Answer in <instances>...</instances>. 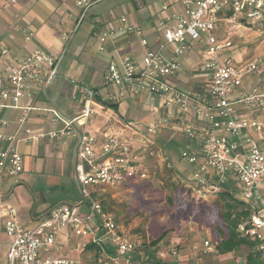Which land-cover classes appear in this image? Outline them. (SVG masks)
Masks as SVG:
<instances>
[{
    "label": "built area",
    "instance_id": "obj_1",
    "mask_svg": "<svg viewBox=\"0 0 264 264\" xmlns=\"http://www.w3.org/2000/svg\"><path fill=\"white\" fill-rule=\"evenodd\" d=\"M160 1L159 26L164 30L165 41L158 47L148 48L149 41L142 35V27L128 25L125 16L120 18L117 30L100 34L102 43L120 34H137L146 46L140 63L130 52L122 54V68L115 60L110 61L106 84L115 89L108 93V102L118 103L126 92L136 95L147 91L162 97L166 106H176L182 118L191 109L190 101L196 100L193 110L206 121L196 126L184 122L182 128L202 147L204 160L199 162V154L189 147L181 152L182 158L196 166L194 190L202 198L222 190L239 194L249 213L240 218L237 230L255 240L257 249L264 252V122L258 115L264 114V86L250 92L242 89L245 75L258 73L264 78V61L254 58L241 62L233 56L222 61L221 55L233 47V41L217 33L223 21L263 24L264 0H181L183 11L170 10L168 0ZM76 4L84 16L93 1L76 0ZM195 41L205 42L204 59L198 69L209 78V87L201 95L177 88L168 80L184 70V57ZM9 51L8 47L1 46L0 60L9 57ZM11 62L5 70H0L3 106L18 105L22 98L38 91L47 92L58 74L59 58L41 47L30 53L15 54ZM78 90L85 101L82 112L69 117L60 109L52 108L54 118L64 126L49 135L67 136L76 126H81L77 134L76 163L80 197L58 202L34 218L30 225L22 223L14 206L0 199V209L6 216L4 229L10 238L7 264H86L81 259L56 256L53 251H62L64 244L74 236L90 238V242L102 246V252L90 264H163L157 259L137 258L142 243L121 228L115 214L91 190L95 187L117 189L126 182L148 178L150 171L144 161L148 148L143 146L140 151L134 148L126 132L131 124L125 122L98 145L87 127L89 117L96 113L92 104L97 92L85 85H79ZM241 107L248 113H242ZM114 119L110 115L109 120ZM25 120L24 115L19 117L21 123ZM169 124L167 115L148 125L146 131L154 134ZM25 131L31 141L43 135L33 134L30 129ZM18 140L14 134L0 132V183L5 177H16L24 171ZM203 243L205 253L216 252V244L211 240ZM168 252L173 257L180 255L177 246H172ZM160 255L164 257L165 253Z\"/></svg>",
    "mask_w": 264,
    "mask_h": 264
},
{
    "label": "crops",
    "instance_id": "obj_2",
    "mask_svg": "<svg viewBox=\"0 0 264 264\" xmlns=\"http://www.w3.org/2000/svg\"><path fill=\"white\" fill-rule=\"evenodd\" d=\"M91 1H93L92 8L95 3L102 0ZM167 2L170 4V10H184L181 0ZM122 4L128 13L110 15L105 20L98 18L99 20L91 26L90 33L95 37V55L84 52L83 47L79 45L75 51L77 58L65 65L64 58L75 39V33L91 8L83 16L82 9L77 6L76 0H0V47H8L10 50L9 57L0 60V70H5L12 63L11 57L15 54L30 53L37 47L50 50L59 58L58 74L47 92L38 91L32 96H26L18 105L3 106L0 99V132L18 137L17 147L24 160V171L20 175L5 177L0 183V199L14 206L17 209L18 218L27 225L32 224V220L44 211L51 209L57 204L55 201L62 196L77 198V195L76 197L74 195V185L79 191L76 163L77 134L81 126H76L73 133L59 138L51 137L49 132L60 130L64 126L62 121L54 118L52 108L60 109L69 117H75L82 112L85 101L83 95L79 93V85L94 88L97 92L92 104L96 113L89 117L87 127L98 145L108 133L121 129L125 122L131 124L126 132L131 137L134 148L137 151H140L143 146L148 148L144 154V161L154 155V148L161 144L160 133L170 130L183 132L185 141L181 152L189 147L199 154V162L204 160L202 147L197 141L190 139L182 128L184 122H190L196 126L206 121L193 110L196 100L190 101L191 109L184 113L182 118L176 106H166L162 97L154 96L147 91L136 95L126 92L124 98L116 103L118 105L115 107L108 102V93L115 89L113 85L106 84L105 77L110 61L115 60L122 68V54L130 52L140 63L146 46L142 45V37L137 34H120L117 37L108 38L104 43L100 40V34L106 30H117L121 25L120 18L125 16L128 25L142 27V35L149 41L148 48L158 47L163 42V37L165 38L164 30L159 26L162 15L160 0H123ZM75 6L77 9L74 8ZM190 49L184 57V70L168 80L177 88L201 95L209 87V78L200 74L198 68L202 62L188 55ZM169 52L167 49V54ZM194 66L195 69L192 70ZM102 67L105 68L103 82L100 81ZM185 70L190 72L192 70L191 78ZM191 82L193 85L189 86ZM108 86H113V90H109ZM252 86H255V83L252 78H249L244 81L242 89L250 92ZM240 110L242 113H248L244 107ZM21 115L26 118L24 123L19 121ZM110 115H113L115 119L109 120ZM167 115L170 117L168 126L157 133H147L148 125ZM26 129H30L33 134L43 135L35 141L28 140ZM164 146L167 148V142ZM189 165L192 171L191 178L194 180L193 172L196 166L190 163ZM61 179L65 181L60 182ZM71 179L74 185L69 187ZM47 190L50 192L53 190L55 195L52 200ZM5 220L4 211L0 209V244L1 232L7 236L9 243L5 253L6 260L10 238L4 229ZM121 228L123 229L122 226ZM2 251L0 245V264H2ZM228 255L225 254L222 257ZM137 258L153 257L141 246Z\"/></svg>",
    "mask_w": 264,
    "mask_h": 264
},
{
    "label": "rangeland",
    "instance_id": "obj_3",
    "mask_svg": "<svg viewBox=\"0 0 264 264\" xmlns=\"http://www.w3.org/2000/svg\"><path fill=\"white\" fill-rule=\"evenodd\" d=\"M122 1L102 0L94 4L75 33V39L64 58L65 65L77 58L75 51L79 45L83 47L84 52L95 55V37L90 33L91 26L99 20L98 18L105 20L110 15L128 13ZM74 8L77 9L76 6ZM217 33L233 41V47L221 55L222 61L227 56H233L237 61L247 62L254 58L264 61V24L248 25L244 22L240 24L239 20L223 21L219 24ZM162 40L165 41V38L163 37ZM204 46L203 41L193 42L188 55L202 62ZM104 69L102 67L100 70L101 82L104 81ZM194 69L195 66L192 70ZM191 72L187 71L189 78L192 77ZM249 78H252L255 83L251 91L258 87L263 88L264 78H261L260 74L245 75L243 81ZM188 85L193 84L191 82ZM108 89L113 90V86H108ZM258 115L264 122V114L259 113ZM160 135L161 144L154 148L155 154L145 159V165L150 171L148 178L125 183L117 189L95 187L91 189L94 196L115 214L126 233L142 243V249L153 257L150 259L160 260L163 264H245L249 252L245 245L239 250L228 253H219L217 250L207 253L203 251L204 240L209 239L217 246L216 240L220 239L216 237L214 225L215 222L216 224L222 223L217 215H220L219 203L224 199H221L219 193L211 194L206 198L196 194L194 190L196 183L191 178L190 165L186 159L181 157V149L185 141L183 132L170 130L161 132ZM166 142L167 148L164 146ZM59 181L64 182L65 179ZM72 185L74 184L71 179L69 187ZM74 186V195L75 197L77 195V198L72 199L64 195L55 203L78 199L80 191L76 185ZM52 191L47 190L51 200L55 195ZM233 196L241 199L237 193ZM213 219L214 224L212 225ZM1 235L0 245L3 250L1 263L7 264L5 253L9 243L7 236L2 232ZM154 240L157 242L153 243ZM81 241L82 243L78 245ZM89 242L90 238L74 236L70 242L64 244L62 251H53L56 256L65 255L90 264L94 256L90 255L89 251H83ZM172 246L178 247L179 257L169 254L168 250ZM161 252L165 253L164 257H161ZM225 254L229 255L222 257Z\"/></svg>",
    "mask_w": 264,
    "mask_h": 264
},
{
    "label": "trees",
    "instance_id": "obj_4",
    "mask_svg": "<svg viewBox=\"0 0 264 264\" xmlns=\"http://www.w3.org/2000/svg\"><path fill=\"white\" fill-rule=\"evenodd\" d=\"M117 105L112 104L113 107ZM219 196L224 200L219 203L220 215H217V218L222 220V223L216 224L215 222L214 225L216 237H220V239H217V251L219 253L234 252L245 245L249 249L245 264H264V252L257 249V242L241 235L237 230L240 218L249 213L244 201L233 196V193L229 190H222L219 192ZM212 221L211 224L213 225L214 219ZM156 242L157 240L153 241V243ZM107 250L111 251L110 249ZM83 251H89L90 255L96 257L102 252V246L95 242H89Z\"/></svg>",
    "mask_w": 264,
    "mask_h": 264
}]
</instances>
